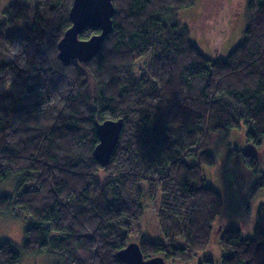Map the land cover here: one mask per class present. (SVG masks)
Wrapping results in <instances>:
<instances>
[{"label": "trees", "instance_id": "16d2710c", "mask_svg": "<svg viewBox=\"0 0 264 264\" xmlns=\"http://www.w3.org/2000/svg\"><path fill=\"white\" fill-rule=\"evenodd\" d=\"M34 2L8 4L0 21V182L9 192L21 178L31 184L0 193V213L27 222L21 251L0 241V264L48 251L64 257L58 264H124L117 253L130 242L139 244L145 259L264 264V202L249 233L237 226L218 233L224 199L202 169L216 164L207 149L213 137L232 129L244 147L239 188L244 166L253 172L259 166L264 0H244L240 40L214 59L203 55L196 32L178 21L193 0H113V29L98 54L68 65L57 46L71 26L73 0ZM16 21L24 32L7 33ZM99 32L88 28L79 38ZM118 119V144L102 166L93 154L96 124ZM260 172L247 193L259 202ZM157 193L162 241H151L135 225L144 197ZM179 239L183 247L174 245ZM216 242L218 262L206 254Z\"/></svg>", "mask_w": 264, "mask_h": 264}, {"label": "rangeland", "instance_id": "374dc122", "mask_svg": "<svg viewBox=\"0 0 264 264\" xmlns=\"http://www.w3.org/2000/svg\"><path fill=\"white\" fill-rule=\"evenodd\" d=\"M16 1H22L28 5H34L35 3L34 0H1L0 21H5V17H2L5 7ZM243 3L244 0H193V5L180 10L177 18L181 25H189L191 32H196L199 40L197 45L204 56L210 59L223 57L240 40L245 25L242 11ZM6 32L11 34L23 33V23L16 21L8 24ZM218 34H220V38H218ZM214 45L216 47H213ZM141 64L139 62L137 68L141 67ZM238 135L239 130L232 129L226 135L213 137L207 149L215 157L216 164L202 167L207 184L218 190L224 199L223 215L217 220L218 233L222 229L233 228L234 226L239 227L243 234L249 233L256 222L258 204L264 202V199H260L261 196L259 197L261 202L257 200L256 196L252 197L251 192V196H247L250 186L261 176L260 171L264 173V145L261 147L263 152L256 172L246 169L244 166L243 178L238 179L240 183H243V187L239 188L236 175L241 158L240 148L244 149V147L243 143L238 142ZM22 181L21 178L17 184H14L10 192L3 191L1 185L5 182H0V193L12 194L19 187L24 189L31 187V184L22 183ZM21 183L22 185L19 186ZM32 184V187H35V182H32ZM241 201L246 206H244V210ZM158 202V193L152 199L144 197L142 201L144 213L141 220L135 225V228L141 230L142 236L151 239V241H162V235L157 224L156 210ZM234 223L237 225H234ZM26 225L27 222L24 218L17 217L15 213H0V241L10 242L21 251L23 230ZM131 240L137 241L138 239L132 238ZM174 245L183 247L184 241L179 239ZM218 245L219 243L213 246L212 251L206 253L215 255L216 258L213 260L216 262H218L221 255L220 250L217 248ZM63 260L64 257L61 254L48 251L33 257L24 255L19 264H58ZM166 264L179 263L166 261Z\"/></svg>", "mask_w": 264, "mask_h": 264}, {"label": "water", "instance_id": "95a60500", "mask_svg": "<svg viewBox=\"0 0 264 264\" xmlns=\"http://www.w3.org/2000/svg\"><path fill=\"white\" fill-rule=\"evenodd\" d=\"M115 7L113 0H73L69 13L71 26L58 43V57L66 65L75 59L80 62L90 61L100 51L106 37L113 29ZM99 30L89 39L79 38L86 29ZM123 128V121L105 120L96 124L98 144L94 149L95 159L102 165L108 164L116 148ZM124 264H166L162 256L145 259L137 242H130L117 253Z\"/></svg>", "mask_w": 264, "mask_h": 264}]
</instances>
